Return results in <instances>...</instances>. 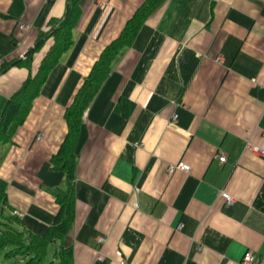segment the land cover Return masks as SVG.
I'll use <instances>...</instances> for the list:
<instances>
[{
  "label": "crops",
  "instance_id": "0c3cea01",
  "mask_svg": "<svg viewBox=\"0 0 264 264\" xmlns=\"http://www.w3.org/2000/svg\"><path fill=\"white\" fill-rule=\"evenodd\" d=\"M78 1L71 47L11 142L0 144L7 205L36 237L52 224V193L64 187L51 158L67 133L65 110L145 0ZM66 5L0 0V112L37 74L53 42L36 43ZM247 142L264 151V0H168L83 114L74 221L62 241L72 264H240L246 252L264 264V159ZM177 163L189 172L167 174Z\"/></svg>",
  "mask_w": 264,
  "mask_h": 264
},
{
  "label": "trees",
  "instance_id": "16d2710c",
  "mask_svg": "<svg viewBox=\"0 0 264 264\" xmlns=\"http://www.w3.org/2000/svg\"><path fill=\"white\" fill-rule=\"evenodd\" d=\"M21 1L13 0V5L21 6ZM167 1L145 0L137 8L121 33L104 47L89 75L83 80L66 108L64 117L67 133L56 155L51 158L52 169L62 171L65 175L64 187L52 193L57 213L42 237L33 236L23 230L19 219L11 215L7 205V185L0 179V254L5 260L18 261L22 264H72L70 251L62 245V241L70 232L74 221L76 148L83 114L111 72L115 60L130 48L139 29L151 13ZM78 3V0H67L63 17L51 22L49 30L40 34L35 49L41 45L43 39L51 38L53 45L41 62L37 74L26 79L0 112V144L11 142L16 129L24 123L47 73L57 63L59 56L71 47V31L80 15ZM5 69L4 67L2 72ZM50 247L53 248L52 257L48 258Z\"/></svg>",
  "mask_w": 264,
  "mask_h": 264
},
{
  "label": "built area",
  "instance_id": "2783aa9c",
  "mask_svg": "<svg viewBox=\"0 0 264 264\" xmlns=\"http://www.w3.org/2000/svg\"><path fill=\"white\" fill-rule=\"evenodd\" d=\"M19 29L23 32L27 31V27L25 25H21L19 27ZM220 62V61H218ZM177 120V116L174 115L172 117V120L170 122V125L173 126L175 124ZM40 138L38 137L37 140H39ZM246 150H248L249 152H251L253 155L261 158V159H264V151L263 150H260L259 148L257 147H254L252 146L250 143H246ZM218 161L220 164H224L225 161H226V158L225 156L221 155L218 157ZM175 171H179V172H183V173H187L189 172V167L183 163H177V164H174V165H170L167 167V174H171ZM219 197L221 199H223L225 201V203L227 205H230L232 203V199L228 196V194L224 193V192H220L219 193ZM13 216H20L17 212H13ZM100 242L104 243L105 240H99ZM120 264H124V262H121ZM240 264H256V260L254 258V256L250 253V252H246L242 259H241V263Z\"/></svg>",
  "mask_w": 264,
  "mask_h": 264
},
{
  "label": "rangeland",
  "instance_id": "374dc122",
  "mask_svg": "<svg viewBox=\"0 0 264 264\" xmlns=\"http://www.w3.org/2000/svg\"><path fill=\"white\" fill-rule=\"evenodd\" d=\"M11 214H13V213H11ZM3 220V219H2ZM52 247H50L49 248V251H48V255H49V257L48 258H51L52 257ZM10 260H5L4 258H3V255H1L0 254V264H22V263H19L18 261H12V262H9Z\"/></svg>",
  "mask_w": 264,
  "mask_h": 264
}]
</instances>
